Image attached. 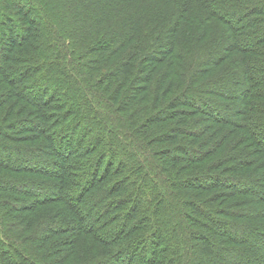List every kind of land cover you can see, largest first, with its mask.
Here are the masks:
<instances>
[{"label": "trees", "instance_id": "16d2710c", "mask_svg": "<svg viewBox=\"0 0 264 264\" xmlns=\"http://www.w3.org/2000/svg\"><path fill=\"white\" fill-rule=\"evenodd\" d=\"M0 264H264V0H0Z\"/></svg>", "mask_w": 264, "mask_h": 264}, {"label": "rangeland", "instance_id": "374dc122", "mask_svg": "<svg viewBox=\"0 0 264 264\" xmlns=\"http://www.w3.org/2000/svg\"><path fill=\"white\" fill-rule=\"evenodd\" d=\"M185 19H186V23L188 22V20L190 19V13H187L186 15H185ZM195 19V18H194ZM208 20V19H207ZM184 22V21H183ZM190 23H193V21L192 20H190ZM202 24H200V25H196V24H194V33H195V36H194V38H196V43H200L199 41V39L197 40V38L199 37V36H201V35H204V39L205 40H208L211 36H214L215 35V31L216 30H218L219 28H221L222 26H220L219 25V23L217 22V21H215V20H208V21H203V22H201ZM191 29H193V27L192 26H189ZM204 39H202L201 40V43L202 42H204L205 40ZM91 57V56H90ZM186 58V57H185ZM181 62V61H180ZM184 68V67H183ZM185 69H186V67H185ZM223 70V66H222V68H221V71ZM179 72H177V74H179L180 73V75H182V73H184L185 72V70L183 69L182 71H181V69H179L178 70ZM179 79H181V78H179ZM181 81V80H180ZM175 90H177V89H175ZM148 93V92H147ZM150 94V93H149ZM202 119V118H201ZM194 125H195V127H196V129H198V128H201L203 125L202 124H198V123H196L195 121H194V123H193ZM195 129V128H194ZM180 156H181V154H179ZM197 169H193V170H191V169H189L188 171H196ZM205 172H210V171H214V170H212V169H209V168H207L206 170H204ZM187 174H192L191 172H186ZM193 173H195V172H193ZM214 173H219V172H216V171H214ZM55 204V203H54ZM52 217L53 218V216H56L57 218V220L59 221V219H61V217H60V215H57V212H55L54 214L53 213H49L48 214V217ZM201 220V222L203 223V224H201L203 227L206 225V224H208L209 225V222H207V220H205V219H202V218H200ZM63 225H60V224H58L56 227H55V229H57V228H61ZM208 228V227H207ZM205 232L206 233H208L209 235H210V232L209 231H207V230H205Z\"/></svg>", "mask_w": 264, "mask_h": 264}]
</instances>
